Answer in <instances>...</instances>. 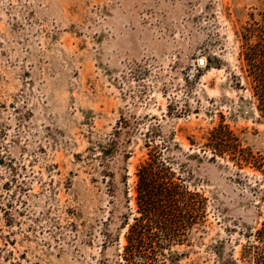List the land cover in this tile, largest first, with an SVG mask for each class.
<instances>
[{"label": "rangeland", "instance_id": "1", "mask_svg": "<svg viewBox=\"0 0 264 264\" xmlns=\"http://www.w3.org/2000/svg\"><path fill=\"white\" fill-rule=\"evenodd\" d=\"M263 11L264 0H0V264H121L137 170L161 145L207 199L204 226L167 264H254L243 252L264 223V173L203 147L223 123L264 158L239 60Z\"/></svg>", "mask_w": 264, "mask_h": 264}, {"label": "trees", "instance_id": "2", "mask_svg": "<svg viewBox=\"0 0 264 264\" xmlns=\"http://www.w3.org/2000/svg\"><path fill=\"white\" fill-rule=\"evenodd\" d=\"M239 38L240 69L264 119V11L259 19L252 16ZM161 147L164 145L152 149L137 170V215L128 224L121 264H167L173 248L188 243L193 231L206 222L207 199L189 190L185 179L164 159ZM203 151L211 152L213 159L228 158L240 169L251 167L264 173V158L245 148L239 136L223 123L206 137ZM248 244L244 258L264 264V223L254 234V242Z\"/></svg>", "mask_w": 264, "mask_h": 264}]
</instances>
